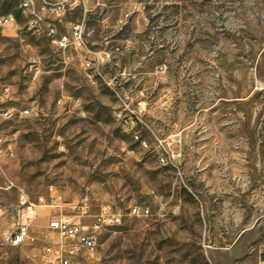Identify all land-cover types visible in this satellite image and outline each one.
I'll return each mask as SVG.
<instances>
[{
  "label": "rangeland",
  "instance_id": "rangeland-1",
  "mask_svg": "<svg viewBox=\"0 0 264 264\" xmlns=\"http://www.w3.org/2000/svg\"><path fill=\"white\" fill-rule=\"evenodd\" d=\"M22 1L0 0L14 21L0 30V86L7 106L31 110L0 117L14 150L0 160V264H57L45 248L67 241L48 221L81 204L83 224L105 208L121 222L97 231L94 254H65L70 264H264V0H67L65 30L83 22L88 48L111 54L96 85L83 53L64 63L28 29ZM158 142L173 161L159 162ZM18 189L55 202L11 247Z\"/></svg>",
  "mask_w": 264,
  "mask_h": 264
},
{
  "label": "built area",
  "instance_id": "built-area-1",
  "mask_svg": "<svg viewBox=\"0 0 264 264\" xmlns=\"http://www.w3.org/2000/svg\"><path fill=\"white\" fill-rule=\"evenodd\" d=\"M67 0H23L20 4L21 13L27 17V26L32 33H38V36L55 35V45H53L62 58L68 53H83L79 55L83 59V67L86 71L85 78L90 85H96L97 78L101 77L100 70L103 62L111 61V54L98 52L88 48V37L90 32L86 30L83 22L70 23L65 30V23H62V17L65 15ZM14 21L11 16L0 17V30L12 28ZM69 56V55H67ZM25 72L31 73L32 81H35L41 72L40 62L37 59H30L28 68ZM110 85V83L108 84ZM11 90L9 86H0V117L3 120H9L13 117H27L31 115L30 109L17 110L15 107L7 106L12 101ZM61 101H58L60 105ZM139 140V136L135 135ZM141 145L148 149L146 141H141ZM163 145L158 142L154 152L157 154L161 164L168 163L169 158L173 161V153H167L165 157L161 153ZM14 153L13 144L9 138L0 133V160L10 157ZM19 204L11 211L16 219L11 231H7L3 241L11 247H20L30 238V227L36 215L38 207H49L55 202V197L50 195L48 199L40 196L37 203H33L22 189H18ZM86 205H75L76 211L73 215L59 214L52 216L48 221V229L54 231L61 241H67L65 244H52L45 248L46 256L57 264H70L65 257L67 255H76L79 252L87 255L94 254L97 231L103 227H111L121 222L119 214L112 213L109 209H104L95 221L90 224H83L81 218L86 214ZM9 211L0 206V218H4ZM129 215L134 217H147L149 210L145 207L134 206L130 209Z\"/></svg>",
  "mask_w": 264,
  "mask_h": 264
},
{
  "label": "bare ground",
  "instance_id": "bare-ground-1",
  "mask_svg": "<svg viewBox=\"0 0 264 264\" xmlns=\"http://www.w3.org/2000/svg\"><path fill=\"white\" fill-rule=\"evenodd\" d=\"M11 20H13L12 18H11ZM51 37H52V42L55 44V35H50Z\"/></svg>",
  "mask_w": 264,
  "mask_h": 264
},
{
  "label": "crops",
  "instance_id": "crops-1",
  "mask_svg": "<svg viewBox=\"0 0 264 264\" xmlns=\"http://www.w3.org/2000/svg\"><path fill=\"white\" fill-rule=\"evenodd\" d=\"M67 55H68V54H67ZM67 55H65V57L69 59L70 56H67ZM63 61H64V63H65V58H63ZM47 227H48V226H47Z\"/></svg>",
  "mask_w": 264,
  "mask_h": 264
}]
</instances>
